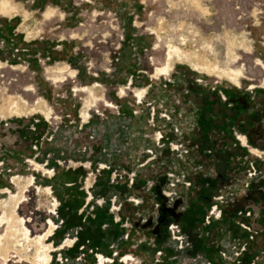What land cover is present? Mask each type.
Listing matches in <instances>:
<instances>
[{
  "label": "rangeland",
  "instance_id": "374dc122",
  "mask_svg": "<svg viewBox=\"0 0 264 264\" xmlns=\"http://www.w3.org/2000/svg\"><path fill=\"white\" fill-rule=\"evenodd\" d=\"M49 221V264H264V0H0V264Z\"/></svg>",
  "mask_w": 264,
  "mask_h": 264
},
{
  "label": "bare ground",
  "instance_id": "6f19581e",
  "mask_svg": "<svg viewBox=\"0 0 264 264\" xmlns=\"http://www.w3.org/2000/svg\"><path fill=\"white\" fill-rule=\"evenodd\" d=\"M17 185H19L21 191L18 195L12 196L9 199L8 204L4 208V212H3L4 215L1 217V222L6 223L7 227L11 229L13 232L9 238L2 241L1 250L2 249L4 250L3 255L7 253L6 251L9 252V250H12L14 252H17L19 256H21V253L24 250H27L28 247H30L29 245L32 244V240L29 238L28 230L23 226L24 220L20 219L16 214L18 205L24 200L23 191L25 189L24 186L21 187L20 183H17ZM50 192L48 193V195L52 196V193L50 194ZM49 225L50 227L47 230V232L42 237L38 238L36 240L37 243L34 244L35 246L34 250H36L35 256L33 258H30L29 256L25 257V260L29 261V263L31 264H49L51 262V257L49 253L52 250V246L50 245L47 246L45 244V241L52 235L55 226L51 221H49ZM71 242L72 241L66 242L67 243L66 245L69 246ZM96 257L98 264H103L105 262V258L102 255L97 254ZM128 259L135 264L136 261H138L137 259H134V257H129Z\"/></svg>",
  "mask_w": 264,
  "mask_h": 264
},
{
  "label": "built area",
  "instance_id": "2783aa9c",
  "mask_svg": "<svg viewBox=\"0 0 264 264\" xmlns=\"http://www.w3.org/2000/svg\"><path fill=\"white\" fill-rule=\"evenodd\" d=\"M115 203H116V198H113L111 200V205H114ZM169 230L171 232L172 239L178 243L180 249H183L182 246L184 244L183 243V239L184 238L180 235V231H179L178 226L177 225H171L170 228H169Z\"/></svg>",
  "mask_w": 264,
  "mask_h": 264
},
{
  "label": "crops",
  "instance_id": "0c3cea01",
  "mask_svg": "<svg viewBox=\"0 0 264 264\" xmlns=\"http://www.w3.org/2000/svg\"><path fill=\"white\" fill-rule=\"evenodd\" d=\"M258 64H260V65L262 66L261 63H258ZM82 90H84V89L82 88L80 91H82ZM67 185H68V184H67ZM67 185H66L65 187H68ZM57 191H58V190H57ZM128 194H129V190L125 188L124 194H123V195H122V194H119V197H120V198H125V196L128 195ZM137 262L139 263V261H137Z\"/></svg>",
  "mask_w": 264,
  "mask_h": 264
}]
</instances>
